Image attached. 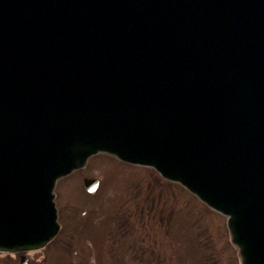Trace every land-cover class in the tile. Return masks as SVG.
Wrapping results in <instances>:
<instances>
[{"label":"water","instance_id":"water-1","mask_svg":"<svg viewBox=\"0 0 264 264\" xmlns=\"http://www.w3.org/2000/svg\"><path fill=\"white\" fill-rule=\"evenodd\" d=\"M98 153L185 187L264 264V0H0V253L57 236L56 182Z\"/></svg>","mask_w":264,"mask_h":264},{"label":"rangeland","instance_id":"rangeland-1","mask_svg":"<svg viewBox=\"0 0 264 264\" xmlns=\"http://www.w3.org/2000/svg\"><path fill=\"white\" fill-rule=\"evenodd\" d=\"M152 173L98 154L61 179L60 234L30 264H241L226 217Z\"/></svg>","mask_w":264,"mask_h":264},{"label":"flooded vegetation","instance_id":"flooded-vegetation-1","mask_svg":"<svg viewBox=\"0 0 264 264\" xmlns=\"http://www.w3.org/2000/svg\"><path fill=\"white\" fill-rule=\"evenodd\" d=\"M58 199V196H56ZM0 264H30L29 258L26 260L22 259L20 255H16L14 257L10 256H2L0 257Z\"/></svg>","mask_w":264,"mask_h":264},{"label":"trees","instance_id":"trees-1","mask_svg":"<svg viewBox=\"0 0 264 264\" xmlns=\"http://www.w3.org/2000/svg\"><path fill=\"white\" fill-rule=\"evenodd\" d=\"M150 172H152V171H150ZM152 175H154L153 173H152ZM156 178H158V176L157 175H154ZM159 179V178H158ZM161 180V179H160ZM162 181V180H161ZM160 184V183H159Z\"/></svg>","mask_w":264,"mask_h":264}]
</instances>
